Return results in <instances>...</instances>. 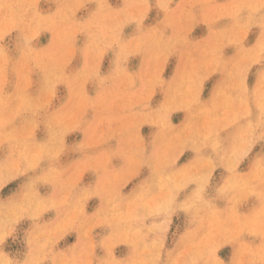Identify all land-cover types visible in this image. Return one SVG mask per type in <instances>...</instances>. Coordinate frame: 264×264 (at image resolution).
<instances>
[{
    "label": "clouds",
    "instance_id": "9594fccd",
    "mask_svg": "<svg viewBox=\"0 0 264 264\" xmlns=\"http://www.w3.org/2000/svg\"><path fill=\"white\" fill-rule=\"evenodd\" d=\"M0 264H264V0H0Z\"/></svg>",
    "mask_w": 264,
    "mask_h": 264
},
{
    "label": "rangeland",
    "instance_id": "374dc122",
    "mask_svg": "<svg viewBox=\"0 0 264 264\" xmlns=\"http://www.w3.org/2000/svg\"><path fill=\"white\" fill-rule=\"evenodd\" d=\"M199 31H201V30H198V32H199ZM70 239H71V238H70ZM118 251L123 252L124 250H123V249H120V250H118Z\"/></svg>",
    "mask_w": 264,
    "mask_h": 264
}]
</instances>
